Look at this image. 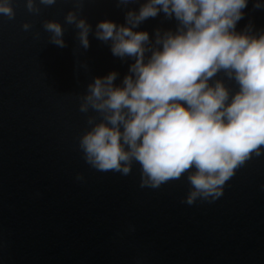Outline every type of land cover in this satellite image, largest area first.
<instances>
[{
  "label": "water",
  "instance_id": "1",
  "mask_svg": "<svg viewBox=\"0 0 264 264\" xmlns=\"http://www.w3.org/2000/svg\"><path fill=\"white\" fill-rule=\"evenodd\" d=\"M140 2L80 0L77 14L92 26L87 49L65 20L77 0H35L38 12L12 0L14 17L0 15V264H264V155L238 167L219 198L192 204L183 176L151 188L138 164L125 175L84 160L79 140L96 115L80 111L88 85L111 71L119 84L133 63L114 56L95 26L124 23ZM255 2L238 31L264 30ZM48 20L62 24L64 47L50 41ZM175 27L160 13L138 30L153 37Z\"/></svg>",
  "mask_w": 264,
  "mask_h": 264
},
{
  "label": "clouds",
  "instance_id": "2",
  "mask_svg": "<svg viewBox=\"0 0 264 264\" xmlns=\"http://www.w3.org/2000/svg\"><path fill=\"white\" fill-rule=\"evenodd\" d=\"M116 2L127 7L134 0ZM248 2L142 0L138 9H127L122 24L97 22L95 37L133 63L119 84L111 71L88 85L80 111L96 115L79 140L85 162L125 175L138 164L141 186L151 188L183 176L189 183L186 202L192 204L219 198L238 167L264 155V30L236 27ZM79 4L65 20L79 30L87 49L92 26L78 16ZM34 5L26 0L30 12L39 11ZM254 7L264 8V0ZM160 13L176 21L175 29H157L153 37L138 30ZM0 15L14 17L12 0H0ZM44 27L50 41L64 47L62 24L48 20Z\"/></svg>",
  "mask_w": 264,
  "mask_h": 264
}]
</instances>
